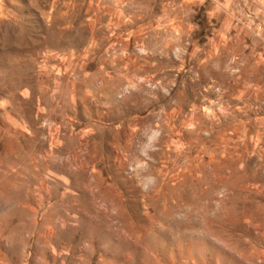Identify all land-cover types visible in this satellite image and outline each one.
I'll return each mask as SVG.
<instances>
[{"label":"rangeland","instance_id":"rangeland-1","mask_svg":"<svg viewBox=\"0 0 264 264\" xmlns=\"http://www.w3.org/2000/svg\"><path fill=\"white\" fill-rule=\"evenodd\" d=\"M0 264H264V0H0Z\"/></svg>","mask_w":264,"mask_h":264}]
</instances>
